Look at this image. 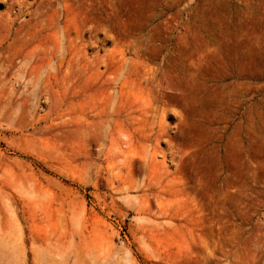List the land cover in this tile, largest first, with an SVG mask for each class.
Returning <instances> with one entry per match:
<instances>
[{"label": "rangeland", "instance_id": "obj_1", "mask_svg": "<svg viewBox=\"0 0 264 264\" xmlns=\"http://www.w3.org/2000/svg\"><path fill=\"white\" fill-rule=\"evenodd\" d=\"M0 48V264H264V0H0Z\"/></svg>", "mask_w": 264, "mask_h": 264}, {"label": "bare ground", "instance_id": "obj_2", "mask_svg": "<svg viewBox=\"0 0 264 264\" xmlns=\"http://www.w3.org/2000/svg\"><path fill=\"white\" fill-rule=\"evenodd\" d=\"M1 38H3V37H1ZM5 39H7V37H6ZM5 39H4V40H5ZM4 40H3V41H4ZM2 43H3V42H1V44H2ZM0 49H1V48H0ZM25 50H26V49H25ZM5 51H6V50H5ZM1 55H2V54H1Z\"/></svg>", "mask_w": 264, "mask_h": 264}]
</instances>
